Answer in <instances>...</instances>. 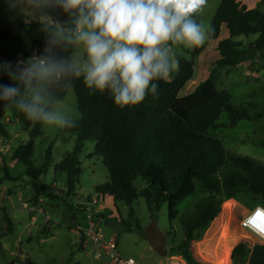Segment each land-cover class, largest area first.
<instances>
[{"label":"trees","instance_id":"1","mask_svg":"<svg viewBox=\"0 0 264 264\" xmlns=\"http://www.w3.org/2000/svg\"><path fill=\"white\" fill-rule=\"evenodd\" d=\"M27 18L26 14L8 11L0 0V62H16L18 53L28 55L33 45H44L46 37L42 33V37L35 39L28 50L22 51L16 30L26 26ZM42 25L40 23L36 27L41 29ZM222 26L228 34L220 38ZM209 32V40H217L219 56L216 66H236L250 52L264 59V12L259 8H247L240 0H220L211 18ZM250 34H256V37L244 46L239 38ZM201 49L202 46L195 47L191 59L176 55L179 67L174 77L156 81L157 93L147 95L135 105H116L107 91L88 89L82 77L72 80L70 86L57 93L61 100L68 89L73 90L81 113L74 127L62 128L74 136L73 150L65 153L53 166L54 171L65 172L67 194L72 193L78 183L82 170L78 166L77 154L87 141L94 143L88 156L99 158L109 177L107 182L96 185L95 191L103 196H112L115 204L125 202L129 205V215L134 214L131 204L138 197L145 199L151 216L166 204L171 217L177 213L181 200L195 192L197 182L208 191L206 196L195 202L194 216L183 219L185 235L177 250L187 264H202L193 258L189 243L201 235L195 231L209 226L219 213L222 200L217 195H229L238 188H244L264 202V164L226 151L223 143L209 134L217 127L222 113H227L233 125L240 119L250 120L264 115V105L253 115L242 107L232 106L230 94L216 88L212 73L198 83L190 95H178L192 77L193 57ZM0 84L11 83L6 75L0 74ZM18 121L22 127L30 129L28 139L13 150L12 157L25 166V174L32 180V199L37 203L40 196L56 197L52 186L40 178L45 168L32 162L34 138L41 133L42 124L28 120L20 111ZM7 137L9 132L0 124V138ZM261 143L264 145V140ZM50 159L48 147L46 160ZM4 220L9 232L11 221L6 213ZM239 232L248 233L246 229L237 227L230 237ZM81 240H84L83 232ZM259 243L249 245L240 240L230 247L229 254L235 248L244 249L249 254L257 250ZM244 258L238 250L231 254L232 264H242ZM249 264H264V250L253 253Z\"/></svg>","mask_w":264,"mask_h":264},{"label":"rangeland","instance_id":"2","mask_svg":"<svg viewBox=\"0 0 264 264\" xmlns=\"http://www.w3.org/2000/svg\"><path fill=\"white\" fill-rule=\"evenodd\" d=\"M240 1L247 8H259L264 12V0ZM219 2L220 0H207L206 5L194 15L197 22L208 30ZM26 15V26L17 30L22 51L28 50L35 39L42 37V32L36 25L45 23L43 18L35 17L31 13ZM60 19L64 20L66 17L62 16ZM227 34L226 28L222 26L220 38ZM255 37L256 34H250L240 37L239 40L246 46ZM194 49L173 45L175 54L187 59L192 58ZM80 52L81 49H73L71 54L78 55ZM218 56L217 40L208 39L193 57L192 77L180 90L179 97L190 95L194 87L212 73L216 88L230 94L232 106L242 107L250 115L260 111L264 105V59L250 52L236 66H216ZM176 71L168 79H172ZM61 101L72 110L76 119L80 117L73 90L68 89ZM18 114L15 107L7 102H0V124L9 132V137L0 138V264H109L112 258L105 254L101 245H96L93 238L95 231L92 233L90 229L92 226L97 227V232L105 239L114 233L112 238L116 240L118 252L123 257H132L136 264H169L175 257L180 256L177 247L185 235L183 219L194 216L195 202L208 193L199 182L195 192L181 200L177 213L171 217L166 204L151 216L143 197L132 202L133 215L128 214L129 205L122 201L107 209L106 203L100 200L95 191L96 185L109 180L107 169L99 158L88 156L94 143L85 142L77 154L78 166L82 172L74 191L67 194L66 174L54 171L53 166L65 153L73 150L74 136L62 128L42 124L41 133L34 138L32 162L45 168V173L40 178L52 186L56 197L40 196L36 203L32 199V180L25 174V166L12 157L13 150L28 139L30 129L22 127ZM217 123V127L211 129L209 134L218 138L226 151L264 164V145L261 143L264 140V115L250 120L240 119L231 125L227 113H222ZM48 147L50 160H46ZM217 198L222 200L219 213L209 226L197 229L195 232L201 235L191 239L189 243L193 258L202 264H232L229 252L233 244L240 240L248 242L249 245L259 242L249 232H239L233 238L230 234L234 228L240 227V221L247 209L256 205L264 208V202L244 188H238L229 195L219 194ZM24 203L27 204L26 207ZM99 204L101 206L98 207ZM5 213L11 221L9 232L6 231ZM152 221L166 234L165 256H159L147 241L145 229ZM86 226L91 227L83 231L82 227ZM81 232L84 233L83 241ZM233 250H238L245 257L242 264H249V257L260 252L261 248L258 246L256 251L249 254L241 248ZM97 253H100L102 259L96 258Z\"/></svg>","mask_w":264,"mask_h":264},{"label":"clouds","instance_id":"3","mask_svg":"<svg viewBox=\"0 0 264 264\" xmlns=\"http://www.w3.org/2000/svg\"><path fill=\"white\" fill-rule=\"evenodd\" d=\"M8 11L43 18L40 54L0 62V102L34 122L76 124L57 93L83 78L93 92L107 91L119 106L155 95L156 81L178 69L173 45L200 47L210 32L194 18L207 0H3ZM66 19L61 20L59 17ZM81 49L80 54H70Z\"/></svg>","mask_w":264,"mask_h":264},{"label":"built area","instance_id":"4","mask_svg":"<svg viewBox=\"0 0 264 264\" xmlns=\"http://www.w3.org/2000/svg\"><path fill=\"white\" fill-rule=\"evenodd\" d=\"M44 46V45H43ZM42 45L35 44L30 49L28 55H24L19 53L17 56V61L24 60L25 58L33 55L40 54L42 49ZM26 207V203L23 204ZM240 226L253 235L257 237L259 240V248L261 251L264 250V208L261 205H256L252 209H247V211L243 214L242 219L240 221ZM91 227V226H90ZM93 231V238L96 242V245L102 246L105 249V254L109 255L112 258V264H136L132 257H123L117 250V243L115 238L105 239L100 232H97V227L92 226L90 228ZM234 251V250H233ZM232 251V252H233ZM232 252L230 254H232ZM96 258L102 259L100 253L95 255ZM231 255H229V258ZM169 264H187L182 256L175 257Z\"/></svg>","mask_w":264,"mask_h":264},{"label":"water","instance_id":"5","mask_svg":"<svg viewBox=\"0 0 264 264\" xmlns=\"http://www.w3.org/2000/svg\"><path fill=\"white\" fill-rule=\"evenodd\" d=\"M147 241L152 247V249L159 255H166V234L158 228L156 223L152 221L148 227L145 229Z\"/></svg>","mask_w":264,"mask_h":264},{"label":"crops","instance_id":"6","mask_svg":"<svg viewBox=\"0 0 264 264\" xmlns=\"http://www.w3.org/2000/svg\"><path fill=\"white\" fill-rule=\"evenodd\" d=\"M16 34H17V30H16ZM99 197H100V200H104V203H106V208H110L109 206L113 207L115 205L114 203V200H113V197L112 196H109V195H106V196H103L101 194H99ZM103 205V204H102ZM101 206V204L98 205V207ZM97 207V208H98ZM90 228V226H86V227H82L83 231L86 229L88 230ZM89 233V232H88ZM86 234V237H87V233ZM113 236H115L114 233H111V235H109L108 239L112 238ZM150 245V244H149ZM152 248V247H151ZM109 264H112V262H110ZM154 264V263H153Z\"/></svg>","mask_w":264,"mask_h":264},{"label":"bare ground","instance_id":"7","mask_svg":"<svg viewBox=\"0 0 264 264\" xmlns=\"http://www.w3.org/2000/svg\"><path fill=\"white\" fill-rule=\"evenodd\" d=\"M241 227V226H240ZM249 232V231H248ZM250 233V232H249ZM252 234V233H251ZM255 236V235H254Z\"/></svg>","mask_w":264,"mask_h":264}]
</instances>
